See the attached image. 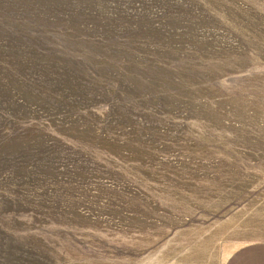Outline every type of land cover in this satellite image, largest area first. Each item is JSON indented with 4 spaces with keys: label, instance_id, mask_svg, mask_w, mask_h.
Listing matches in <instances>:
<instances>
[{
    "label": "rangeland",
    "instance_id": "obj_1",
    "mask_svg": "<svg viewBox=\"0 0 264 264\" xmlns=\"http://www.w3.org/2000/svg\"><path fill=\"white\" fill-rule=\"evenodd\" d=\"M264 241V0H0V264H225Z\"/></svg>",
    "mask_w": 264,
    "mask_h": 264
},
{
    "label": "crops",
    "instance_id": "obj_2",
    "mask_svg": "<svg viewBox=\"0 0 264 264\" xmlns=\"http://www.w3.org/2000/svg\"><path fill=\"white\" fill-rule=\"evenodd\" d=\"M225 264H264V241H254L238 247Z\"/></svg>",
    "mask_w": 264,
    "mask_h": 264
}]
</instances>
